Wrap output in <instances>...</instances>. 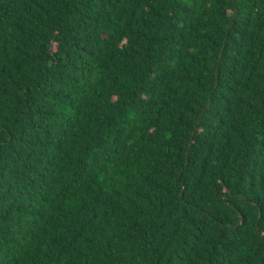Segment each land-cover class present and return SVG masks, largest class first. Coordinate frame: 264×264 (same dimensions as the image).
<instances>
[{
    "label": "trees",
    "instance_id": "1",
    "mask_svg": "<svg viewBox=\"0 0 264 264\" xmlns=\"http://www.w3.org/2000/svg\"><path fill=\"white\" fill-rule=\"evenodd\" d=\"M0 264H264V0H0Z\"/></svg>",
    "mask_w": 264,
    "mask_h": 264
}]
</instances>
